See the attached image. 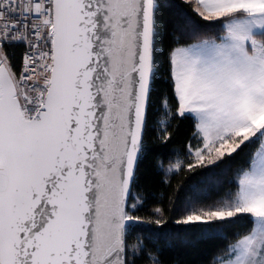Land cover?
<instances>
[{
	"label": "snow or ice",
	"instance_id": "snow-or-ice-1",
	"mask_svg": "<svg viewBox=\"0 0 264 264\" xmlns=\"http://www.w3.org/2000/svg\"><path fill=\"white\" fill-rule=\"evenodd\" d=\"M0 264H264V0H0Z\"/></svg>",
	"mask_w": 264,
	"mask_h": 264
}]
</instances>
